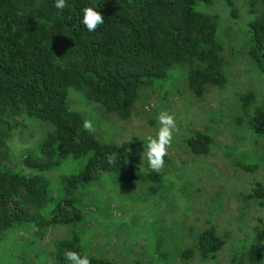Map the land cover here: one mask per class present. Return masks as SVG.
I'll list each match as a JSON object with an SVG mask.
<instances>
[{
  "label": "trees",
  "instance_id": "obj_1",
  "mask_svg": "<svg viewBox=\"0 0 264 264\" xmlns=\"http://www.w3.org/2000/svg\"><path fill=\"white\" fill-rule=\"evenodd\" d=\"M220 2L233 16L238 15L235 0H66L63 9L55 7V0H0V240L6 235L18 238L16 232L36 236L48 228L65 226L68 235L54 242L57 264H68L65 250L86 253L91 264H117L101 253L92 254L87 244L99 231L104 233L100 230L106 220L102 214L110 213L113 204V195L101 182L106 173L116 174L119 185L129 190L128 197L122 199L123 216L131 197L137 203L153 201L157 206L154 215L166 222L171 210L158 216V205H166L168 194L182 184L166 180L163 172L151 170L147 162L137 165L143 150L140 138L122 143L103 141L94 129L93 117L80 105L94 104L103 113L126 121L144 91L162 90L169 83L183 85L174 80L176 75L186 80L187 89L181 92L185 96L203 99L209 88L223 91L229 79L220 21L205 7L198 9L201 4L209 7ZM87 6L97 7L104 18L91 33L80 23L82 9ZM251 7L255 17L243 31L248 39L247 54L255 63L251 70L264 77V0H253ZM76 96L81 98L79 103L74 102ZM238 96L233 130L244 127L249 137L264 138V102L260 103L253 91ZM26 117L50 128L37 147L25 146L24 168L16 170L8 162L13 155L10 144L14 134L26 128ZM85 119L92 121V131L84 129ZM186 145L194 155L209 156L215 140L207 132L197 131L187 138ZM236 151L235 146L227 151L236 165L251 172L260 169L259 161ZM170 161L167 155L165 163ZM80 162L81 169L76 168ZM68 163L74 167L54 182L51 172ZM183 184L180 191L186 192L188 187ZM254 184L239 193L243 216L244 209L254 204L264 208V183ZM91 187L94 208L83 202L85 190ZM141 190L145 199L138 198ZM213 204L209 226L196 234L189 231L186 238L191 236V241L184 247L179 245L187 231L184 227L166 235L171 242L158 243L148 236L158 234L160 228L142 215H137L140 219L135 218L134 227L115 221L114 216L121 214L112 212L109 224L134 228L137 238L127 229L125 236L152 244L154 260L164 258L167 264L212 261L229 238L219 232L215 222L223 204L221 200ZM185 208L194 209L192 205ZM149 212L153 211L149 208ZM94 226L99 229L96 233L91 232ZM257 239V247L246 245L245 251L234 254L231 264H264V230ZM9 244L0 242V247ZM16 248L14 242L9 253ZM11 256L7 264L13 263ZM0 264H4L1 256Z\"/></svg>",
  "mask_w": 264,
  "mask_h": 264
},
{
  "label": "rangeland",
  "instance_id": "obj_2",
  "mask_svg": "<svg viewBox=\"0 0 264 264\" xmlns=\"http://www.w3.org/2000/svg\"><path fill=\"white\" fill-rule=\"evenodd\" d=\"M252 2L253 0H235L238 12L236 17L224 2L209 7L201 4L198 7L200 10L201 7H205L208 12L216 14L220 21L221 39L224 43V57L229 79V83L223 91L217 87L209 88L203 99L193 98L190 94L185 96L181 92L187 89L184 88L186 80L182 76L178 79L176 75L174 80H179L183 85L169 83L162 90L151 88L144 91L131 118L126 121L115 115L103 113L94 104L88 106V103H80V107L83 110H88L90 116L93 117L94 129L101 139L116 143L131 141L134 138L142 139L147 134H154L157 128L156 117L161 110H167L174 115L176 131L173 133L172 145L168 149L171 161L165 163L160 171L164 173L166 180L180 182L182 186L168 194L166 205H158V216L168 209L171 210L165 216L166 222H160L154 215L157 206L153 201L137 203L131 197L128 199V207L125 212L127 215L123 216L121 213L124 207L122 199L128 197L129 190L125 191L119 185L118 176L114 173L104 174L101 182L106 191L113 195L111 196L113 204H110V213L121 214L117 215L118 218L114 216L115 221H126L134 227L137 226V219H140L137 215L154 221L160 231L158 234L152 233L148 237L151 238L150 240L157 239L158 243L160 241L162 243L171 242L169 239L166 240V235L184 227L187 231L179 243L183 247L191 241V236L186 238L189 231L196 234L209 226L208 220L212 218L210 216L212 211L209 210L214 205V201L221 200L223 208L220 214L216 213L215 222L219 232L229 236L228 244L217 254L215 260L196 259L192 264H231L234 254L245 251L246 245L253 248L258 246L257 237L264 230V208L254 204L250 209H244L245 216H243L241 205L244 203L239 198V193L249 191L255 185L254 183L258 181L264 183V138L256 140L252 136L249 137L244 127L233 130L237 118L234 113L237 108L236 97H239V93L253 91L258 101L264 102V77L261 73L251 70V66H254L255 63L247 54L248 39H245L246 35L243 32L248 30L250 19L255 17L251 12ZM218 37L220 38V30ZM178 88L179 91H177ZM74 95L79 94L74 93ZM79 100L81 98L76 96L74 102L79 103ZM24 123L26 128L24 131L15 133L10 144L13 147V155L10 156L8 162L16 170L24 168L25 146L35 144L34 147H37L50 128L49 124L27 117ZM197 131L207 132L214 137L215 145L209 156L194 155L186 145L187 138ZM232 146L237 147L236 154L244 153L246 155L245 152H247L248 158H253L256 162L259 161L260 169L251 172L236 165L227 154L228 149ZM82 162L76 163L75 167L81 169ZM146 162V160L142 161L140 155L137 165L141 166ZM72 167L74 164L68 163L64 168L52 171L50 176L56 182L59 175L70 171ZM24 170L28 171V168ZM183 182L188 187L186 192L180 191L184 186ZM92 189L91 187L85 190L83 202L87 207L94 208L96 202L90 195ZM139 193L138 198L145 199L143 197L144 190ZM155 200L157 198H154ZM189 205L193 206L192 211H186L185 207H189ZM149 208L153 211L152 213L149 212ZM86 212L89 213V211ZM110 213L107 211L102 214L106 220L105 223L100 224V230H103L104 233L100 232L96 226L91 230L93 233L99 231L96 238L87 242L92 254L101 253L117 264H167L163 262L164 258L157 261L150 256L153 251L151 249H154L152 244L141 239H133L138 236L134 228H126L123 224L116 225V222L110 225L109 223L112 221L109 217ZM261 222L263 223L260 224ZM112 227L115 228L110 229ZM126 229L131 235H134L133 238L125 236ZM16 234L17 239L9 235L11 241L6 240V235L0 240L1 244L10 243L4 248L0 247V256L4 264L9 263L11 255L12 264H57L54 255L56 251L54 242L66 237L68 228L54 226L36 236L24 231L16 232ZM143 234L145 235V233ZM14 242H16L17 248L13 254H10L9 248ZM164 246L167 247V244ZM168 264L173 263L168 261ZM174 264H183V262L179 261Z\"/></svg>",
  "mask_w": 264,
  "mask_h": 264
},
{
  "label": "clouds",
  "instance_id": "obj_3",
  "mask_svg": "<svg viewBox=\"0 0 264 264\" xmlns=\"http://www.w3.org/2000/svg\"><path fill=\"white\" fill-rule=\"evenodd\" d=\"M66 0H55V7L63 9ZM80 23L89 33L95 32L98 25L104 23V18L97 11L95 6H87L82 9ZM157 128L154 134L143 136L142 141V161L146 160L148 167L153 171H159L165 164V157L173 142V133L176 131V121L174 115L167 110H161L156 117ZM83 127L87 131L93 130V123L90 119H85ZM109 162H112L111 159ZM64 258L68 264H91L86 253L81 254L72 250H65Z\"/></svg>",
  "mask_w": 264,
  "mask_h": 264
}]
</instances>
